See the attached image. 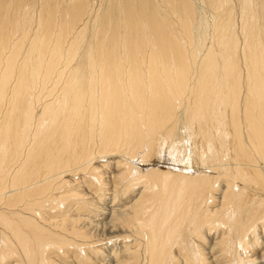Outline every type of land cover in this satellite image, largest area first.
I'll return each instance as SVG.
<instances>
[{"label":"bare ground","instance_id":"obj_1","mask_svg":"<svg viewBox=\"0 0 264 264\" xmlns=\"http://www.w3.org/2000/svg\"><path fill=\"white\" fill-rule=\"evenodd\" d=\"M114 1L88 42L0 5V264L264 262V0Z\"/></svg>","mask_w":264,"mask_h":264},{"label":"rangeland","instance_id":"obj_2","mask_svg":"<svg viewBox=\"0 0 264 264\" xmlns=\"http://www.w3.org/2000/svg\"><path fill=\"white\" fill-rule=\"evenodd\" d=\"M109 1H110V4H109ZM188 1L191 3L192 9L194 12H196V14H198V15L203 14V15H205L206 18L208 16V19L211 20V17H210L211 11L206 5V0H188ZM153 2L155 3V5H158L159 7L163 8L162 12L163 13L165 12L164 13L165 15L170 16V17H168L169 22L172 23V26L175 27L176 31H177L179 28V26L177 25V23H178L177 18L175 16H172L169 13L168 8L165 6L166 4L163 2V0H153ZM158 3H160L162 6ZM2 4L5 5V9L7 11L6 17H11L10 15H12L15 17L14 20L17 19V16L22 15V12H24V9L31 7V9H32L31 12H32V15L34 16V21H35V27L34 28H36V26H38L37 29H39V27H40V24H39L40 19H45V18L47 19L48 17H51V18H63L65 20L67 18V20H70L69 17L74 19V17L77 15L78 16V17H76L77 23L84 29L86 27V30H85L86 34L89 31L87 35L84 33L86 35L87 42L94 40V37H95V33H96V23L95 22H96V18H97L96 14H95L96 10H99V13H102V12H106L105 11L106 9L108 10V9H110V7H113V12L116 13V17L121 19V21H122V12H120L121 11L120 10V4L118 2V9H115L114 7L116 6L117 2H115L114 0H113V3H112V0H0V5H2ZM204 4H205V6H204ZM72 5H73V7L80 5L79 11L74 12L73 7L71 10ZM202 5H203V7H202ZM86 8H87V10L85 11ZM202 10L206 11L207 13L203 12ZM89 11L91 12V14ZM70 14H72V16ZM88 21H89V24H88ZM80 26L77 27L78 30H80L79 29V28H81ZM73 27H74V24L72 26V29H73V32L75 33V31H77V29H74L75 27L74 28ZM96 36H97V34H96ZM180 133H179V135H180ZM187 154L190 156L189 151H187ZM137 162L138 163L140 162V157L137 160ZM101 165L104 166V162L101 163ZM182 165H185L186 167H188L189 171H192L195 169V166H194L193 161L191 159L188 161L183 160ZM76 182H79V180ZM86 186L88 187V185H86ZM110 193L112 194L113 192L108 191L107 195H108V197H110L112 199L113 196H109ZM135 193H134V196H135V198H137L139 193L137 190H135ZM98 198L101 199V197H98ZM122 198H125V196L119 195L117 202L122 200ZM99 199H97V200H99ZM97 200L94 199L93 201H97ZM101 201H103V200H99V203H98L99 205H102L103 202H101ZM122 201L124 202L126 200H122ZM115 202L116 201H114L113 203H115ZM93 203L97 204V202H93ZM113 203H111V200L108 199L103 204L105 206L113 208V206H112V205H114ZM73 205H76V203L73 202ZM67 211L65 213H67ZM86 211L87 210L84 211V209L83 210L79 209V210L73 212L72 215L74 217L90 218V217H87V212H88V214L92 213V215L94 216V213H95L94 211L93 212H91L89 210L87 212ZM69 216H70V214H66V217H69ZM96 216L99 217L98 215H96ZM80 240L84 241L83 238L78 239V241H80ZM78 241H77V244H79ZM204 243L207 245L209 244V242H204ZM210 243L211 244H209L208 246L206 245L207 248L211 247L212 242H210ZM88 244H90L92 247H90L87 244L84 245V247L86 248V254L85 255L82 254L77 247L72 246V245H65V247H64L65 254H63L62 256L54 255L52 258L54 259L55 263H57V264H100V262H103V259H105V256L103 254L106 255V258L108 257V258L113 259V260L120 258V256L116 257V252L115 251L113 252L111 245H104V244H99V243H96V244L95 243H92V244L88 243ZM262 246H264V240L260 238L257 242V249H255L251 252L252 256H251L250 260L256 259V258H253L254 256L261 257V252L263 250ZM110 255H112V257ZM127 258H129V257H126L123 260H125V259L127 260ZM245 258L249 259L248 256H246ZM106 261L108 262V260H106ZM253 264H264V262H259L258 260H256Z\"/></svg>","mask_w":264,"mask_h":264}]
</instances>
